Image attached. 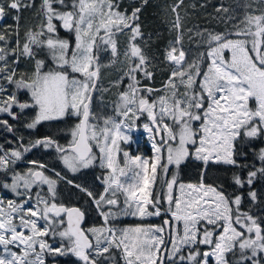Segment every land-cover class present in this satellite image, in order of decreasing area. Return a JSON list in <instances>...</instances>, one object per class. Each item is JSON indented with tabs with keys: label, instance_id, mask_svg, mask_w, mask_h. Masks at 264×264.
I'll return each instance as SVG.
<instances>
[{
	"label": "snow or ice",
	"instance_id": "obj_1",
	"mask_svg": "<svg viewBox=\"0 0 264 264\" xmlns=\"http://www.w3.org/2000/svg\"><path fill=\"white\" fill-rule=\"evenodd\" d=\"M182 3L172 6L177 37L163 53L171 71L159 89L139 86L141 75L154 77L137 43L139 7L129 14L120 10L119 0H42L39 27L25 32L22 46L18 31L14 48L8 34L0 33V114L15 121L14 108H33L28 129L66 116L78 121L67 145L51 136L27 144L14 136L8 143L15 147L0 146V188L13 196H0V264H48L49 257L69 254L78 264H116L117 253L122 264H232L229 254L235 264H264V218L244 209L242 195L206 182L209 163L239 166L237 143L264 137V11H246L232 31L208 33L204 51L190 61L183 47ZM22 6L28 5L0 0V19ZM217 10L228 11L223 5ZM13 19L18 28L20 17ZM60 28L74 35V44L60 37ZM125 32L130 33L125 66L112 82L117 99L111 114H98L93 101L100 90L101 53L110 52L114 66L121 55L115 37ZM42 53L51 66L38 58ZM21 58L34 61L28 72L18 73ZM5 85L25 90L30 103H21ZM141 118L151 158L122 147ZM0 129L15 132L7 119H0ZM38 148L54 149L72 174L98 165L104 170L98 177L102 191L75 184L37 160L17 170V162ZM256 156L260 167L253 166L246 180L232 178L240 189L249 186L253 204L260 200L252 185L264 177V148ZM189 158L204 166L198 182L180 179V166ZM62 182L89 198L102 224L82 226L86 213L61 200ZM129 216L164 219L118 226L116 221Z\"/></svg>",
	"mask_w": 264,
	"mask_h": 264
},
{
	"label": "flooded vegetation",
	"instance_id": "obj_2",
	"mask_svg": "<svg viewBox=\"0 0 264 264\" xmlns=\"http://www.w3.org/2000/svg\"><path fill=\"white\" fill-rule=\"evenodd\" d=\"M36 1L42 2V0H33V2L32 0H23V2H32V4ZM171 1L172 0H169L168 2H158V0H147V2L145 3V0H141L140 2H135L136 8L137 7L141 8V12L139 13V20L137 21V23L140 25L142 38L148 37L152 39H157L160 36L162 38L177 37V31L173 28L175 14L172 12ZM184 1L186 0H183V2ZM250 1L251 0H243V2H247V3ZM258 1L262 3L260 0ZM178 2L179 0H177L175 4H177ZM119 3L121 4L123 2H119ZM190 3L191 1L187 0L186 5L183 8L185 14L183 15L179 14V15H180L181 23L183 25V44H184L183 47L186 50V52H191L194 55L191 57V60H193L197 58L202 51H204L203 45L206 42V37L208 33H222V17L220 15H208L206 2L203 1L200 2L202 6L200 7L199 14H194V12L197 9L191 8ZM29 7L30 9L27 12H29V15L32 18V23L36 29L39 27V24L41 22L40 8L38 9L33 8L34 6H32L31 3ZM150 8L152 10H150ZM149 10L153 14L151 20L153 19L154 21V24L151 27L154 30L151 33L147 32L148 26L144 25L142 21L143 14L145 12H148ZM19 15L20 12L18 13V16ZM0 23H1V19H0ZM198 33H203L205 39H201V36L198 35ZM59 35L61 38L68 39L74 44V35L72 33H69L65 31L63 28H60ZM129 35L130 33L125 32L124 34H118L115 37V39L127 37ZM108 59L109 61H111L112 57H109ZM47 63L48 65H50L49 60H47ZM167 77L164 80V82L167 80ZM162 85L153 88L159 89L162 87ZM141 88H145V87H141ZM106 99L111 100L104 105L105 108H107L106 110H99L98 108L100 106L98 107V105H95V108H97L95 109V111L98 114H111L112 105L117 99V97L108 96L106 97ZM16 114L18 116V119L15 121L12 120L11 117H8L6 114H0V119H9L15 123V125H13L15 129L14 133H7V132L0 133V146H3L4 148L15 147V144H9L8 141L12 140L14 136L19 137L21 133H22L21 136L24 138L25 144H27L29 141L35 140L36 138L32 139V134L33 132H36L39 129V127L42 126L43 124L49 125L50 131H53V133H55L56 141L58 143H60L61 145H67L68 142L71 140V135H70L71 129L78 122L76 117L66 116L60 120L42 121L40 124L36 126L35 129H28L25 127V124L31 122L34 119L35 112L28 110V111H23L21 113L16 112ZM145 122H146V118H141V120L138 121L139 127L138 128L134 127L132 132L130 133L132 138L131 142L129 144H123L122 147L125 150L130 151V153L133 155H142L145 158H151L153 155V150L151 147V142L148 139V135L143 130V124ZM21 129L22 132L20 133L19 131ZM249 144L250 141L246 145H241V146L237 145V155L235 158L239 166H226L223 164L209 163L206 170L207 171L206 182L207 183L217 182L219 186H222L228 193L235 192L238 195H242L244 198L243 207L245 210H250L252 213L258 211L260 213H264V209L261 208L260 209L257 208L256 211L255 205L248 198V192L250 190L249 186L245 184L244 188L242 189L239 188L238 190L237 186L233 183V179H232L234 175H240L242 178L246 180L248 171L251 170L253 166H256L257 168L260 167V161L258 160L257 164L254 161V152H253L254 149L253 151H251L249 148ZM252 145L254 144L251 143L250 146ZM260 149L261 148L257 149L258 152ZM34 150L35 151L37 150V153H35L32 157L31 156L32 151ZM40 150H43V148L33 149L31 152L26 153L24 158L21 161H18L20 164H18L17 162V165L21 168H24V166L27 168L30 166L28 162L32 161L33 158V160H37L47 164L50 168L54 167L57 171H62V173L66 175L68 179L73 180L75 184L84 185L96 191H102L103 185L100 183L98 177L102 178L104 174V170L101 169L98 165L95 167L84 169L76 174H72L71 172H68L67 170L63 169V166L59 162L56 153L52 154V158L50 159V161H46L41 156ZM186 162H188V160L184 161L180 167H182ZM198 164L201 165V172L204 171V166L202 162H198ZM172 171L173 172L177 171L175 166H173ZM252 189L256 190L259 194L264 195V177L258 178L256 182L254 181V184L252 185ZM1 190L3 189L0 188V192ZM59 190L62 201H64V199H62L63 197L65 198H67L68 196L70 197V200L67 203L68 206L81 207L82 210L85 211L86 216L82 225L84 228L87 229L102 224L103 222L102 218L99 216L95 206L90 202L89 198L85 196L83 193L79 192L77 188L67 184L66 182H62L59 185ZM163 219L164 217L161 216V217L151 218L145 221L136 220V219H133V221H131V220H127L126 217H121L118 221H116V223L120 227L136 225L137 222L144 224H161L163 222ZM57 246H58V242H57ZM55 259L61 261L66 260L67 262H69L70 260L72 264H78L77 258L70 254L66 256L56 257ZM115 261L116 264H122V261H120L119 259L118 253L115 255Z\"/></svg>",
	"mask_w": 264,
	"mask_h": 264
},
{
	"label": "trees",
	"instance_id": "obj_3",
	"mask_svg": "<svg viewBox=\"0 0 264 264\" xmlns=\"http://www.w3.org/2000/svg\"><path fill=\"white\" fill-rule=\"evenodd\" d=\"M141 0H119V2H123L120 4V10L121 11H127L129 14L131 11L136 8V3L135 2H140ZM169 0H158V2H168ZM177 0H172L171 7L176 3ZM190 7L197 9L194 14H199L200 7L202 4L200 3L201 1L206 2V8H207V14L208 15H220L222 17V33L229 32L233 30V23L237 22L238 20H242L244 18V15L246 11H255L259 12L260 10L264 9V3H260L258 0H251L250 2H243V0H190ZM33 2V0H32ZM23 2L24 5H28L27 7H23L20 10V19L18 21L19 27L17 28L16 20L13 19L14 16H16L15 11H6L5 16L1 19L0 23V33H7L9 37V43L11 46L14 48L16 47V41H17V31L19 33V39L21 46L24 42V34L26 31L29 29H35L33 23H32V18L29 15V12H27L30 9V3L33 8L38 9L41 7L42 2ZM186 1H184L179 8V14L183 15L185 14L183 11L184 6L186 5ZM223 5L225 8L228 9L227 12L224 11H218L217 9L220 8V6ZM245 5L248 7L245 8ZM150 10H152L150 8ZM145 12L143 14V23L144 25H147V32H153L152 25L154 24L153 19L151 20V17L153 16L151 11ZM233 17V21L229 22L228 17ZM176 38H162L161 36L158 37L157 39H152V38H138L137 43L142 47L143 52L146 57L149 58L150 61V67L149 70L153 71L154 77L153 79H146L142 75L139 77L140 79V87H145V88H153V87H158L163 84L164 80L170 73V68L169 66L163 62V53L165 49H167L170 44L175 40ZM118 48L120 50V57L119 60L116 64H119V68L116 66V64L113 66L111 65V61H109V57H111L110 52H102L101 53V76H100V90L95 94V99L93 101L94 104V109L95 105H98L99 110H106L105 104H107L109 101L106 99L108 96H116L119 91L118 88L113 86V83L110 84L111 81H115L120 74H122V70L125 66L121 62L124 61V56H123V51L127 47L128 43V36L127 37H122V38H117L116 39ZM184 45V44H183ZM188 58L191 61V57L194 56L191 52H187ZM38 58L41 59H47L45 54L42 53ZM157 58V60H156ZM14 59V58H13ZM108 60V61H107ZM157 61V62H156ZM34 64V61H29L27 58H21L19 61V67H18V73H24L28 72ZM159 64V65H158ZM51 66V64L49 65ZM128 83L127 80L124 81V86H126ZM111 85V86H110ZM7 90L9 92H16L17 97L20 98L19 101H27L28 99V94H21L19 90L15 88L14 85H5ZM30 100V99H28ZM27 111H33L35 110L33 108L26 109ZM10 124L15 125L14 122L11 120L7 119ZM3 132L5 133L6 131H3L0 129V133ZM20 133L22 132V129L19 131ZM22 135V133H21ZM21 135L19 137H21ZM43 136H51L56 140L55 133L53 131H50V127L48 124H43L42 126L39 127V129L36 132H33L32 134V139ZM248 140L240 141L237 143L238 146L241 145H246L248 144ZM253 143L254 145L250 146V144ZM249 144V148L251 151L254 149V161L257 164L258 159L256 156V153H258V148H263L264 147V139L261 137L251 140ZM37 153V150L32 151V157L33 155ZM55 153L54 149L51 150H40L41 156L46 160L50 161L52 158V154ZM33 160V158H32ZM255 164V165H256ZM256 167V166H255ZM17 165V169H19ZM200 174H201V165L198 163L194 162H186L182 167L179 169V176L180 179L185 182H198L200 179ZM258 179V178H257ZM255 180V182L257 181ZM219 186L217 182H212ZM239 190V188L237 187ZM260 200L258 203L254 204L256 211L257 208L264 209V195L259 194ZM64 203L67 204L70 200V197L68 196L67 198L63 197ZM247 199V198H246ZM258 209V210H259ZM48 264H72V262L69 260V262L61 261L58 259H52V257L48 258Z\"/></svg>",
	"mask_w": 264,
	"mask_h": 264
},
{
	"label": "rangeland",
	"instance_id": "obj_4",
	"mask_svg": "<svg viewBox=\"0 0 264 264\" xmlns=\"http://www.w3.org/2000/svg\"><path fill=\"white\" fill-rule=\"evenodd\" d=\"M260 11H264V9H262V10H260ZM18 15V13H16V16ZM45 54V56H46V53H44ZM47 58V57H46ZM47 60H49V62H50V64H51V60L50 59H48L47 58ZM124 60V59H123ZM108 61V60H107ZM122 64H120V66H122V65H124L125 64V61H122L121 62ZM116 66L119 68V64H116ZM113 81H111L110 82V84L112 83ZM111 86V85H110ZM20 91V93L21 94H28L25 90H19ZM19 100H20V98H18ZM28 99H30V96H29V94H28ZM27 99V101H28V103H30V100H28ZM21 103H26V101H20ZM28 109V108H27ZM16 110V111H15ZM14 111L15 112H18V113H21V112H23V111H27L26 109H24L23 111H21V109L19 108V107H16V108H14ZM263 139H264V137H262ZM188 161L191 163V162H194V163H198L199 161H195L194 159H192V158H189L188 159ZM23 162V161H22ZM21 162V163H22ZM18 164H20L19 162H18ZM24 165H26V164H24ZM31 166V165H30ZM23 169H26V167L24 166V168H19V169H17V170H23ZM0 196H6L7 198H13V196H12V194L10 193V192H8L7 190H5V189H3V190H1V192H0ZM254 215H257V216H259V217H261V218H264V213H260L259 211L258 212H254L253 213ZM127 218V220H131V221H133V219H136V220H140V219H138V218H134V217H126ZM151 218H156V217H149V218H146L145 220H149V219H151ZM145 220H143V221H145ZM140 222H137V224H139ZM133 226V225H132ZM229 259L230 260H232V264H235V259L236 258H233L232 256H231V254H229ZM213 264H214V262H213Z\"/></svg>",
	"mask_w": 264,
	"mask_h": 264
},
{
	"label": "water",
	"instance_id": "obj_5",
	"mask_svg": "<svg viewBox=\"0 0 264 264\" xmlns=\"http://www.w3.org/2000/svg\"><path fill=\"white\" fill-rule=\"evenodd\" d=\"M261 1V0H260Z\"/></svg>",
	"mask_w": 264,
	"mask_h": 264
}]
</instances>
